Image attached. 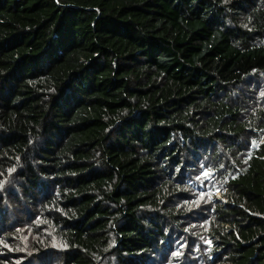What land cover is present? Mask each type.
<instances>
[{"label": "trees", "instance_id": "obj_1", "mask_svg": "<svg viewBox=\"0 0 264 264\" xmlns=\"http://www.w3.org/2000/svg\"><path fill=\"white\" fill-rule=\"evenodd\" d=\"M263 75L264 0H0V264H152L189 219L198 263L264 264Z\"/></svg>", "mask_w": 264, "mask_h": 264}, {"label": "rangeland", "instance_id": "obj_2", "mask_svg": "<svg viewBox=\"0 0 264 264\" xmlns=\"http://www.w3.org/2000/svg\"><path fill=\"white\" fill-rule=\"evenodd\" d=\"M231 94V98L233 101L237 103H243L244 107L249 108L250 110H253L254 107H264V75L262 77L256 76L254 81L247 80L245 83L240 84L239 86H236ZM243 100H246L244 102ZM264 139V134L261 137ZM250 146V143L248 147ZM226 150H222L219 152V155L217 156V164L214 162L211 163L212 166L217 165L220 168H212L214 171L209 173V175L206 178H202V184L204 181L209 182V195L210 197H223L221 188L225 185V182L223 179L218 177V173H220V170L226 169V171L236 173L238 171L237 167H235V159L230 156L229 152H225ZM216 158V159H217ZM229 159H232L231 162H229ZM232 169V170H231ZM219 170V171H218ZM204 191H206L204 186H201ZM203 194L205 197H208V193L204 192ZM198 195V194H197ZM203 195H199L200 201H198L201 205H206L207 199H205ZM21 212V210H20ZM198 219V217L193 218ZM187 220V219H186ZM192 219L188 220L184 225L180 226V230H175L174 228L170 230V227L168 228V232L171 235V238L168 239V245L167 247L160 253L158 258H156V262H153L152 264H206V260L202 258H199L198 263V255L202 254L204 255V252L208 250L206 246H203L205 243H208L206 238L200 236L199 230H191L190 228L187 229L185 227H195V226H189V225H195V222H192ZM26 225L29 227L26 223ZM42 223L39 225L41 226ZM177 227V226H175ZM184 227V232L181 231V228ZM179 228V227H177ZM25 230L28 228H24ZM33 229H36L34 227H31L29 229V232L25 234V237L23 238V245L24 249H31V247H35V245L32 244V241L34 237L36 236L33 232ZM38 231H44L46 233V239L47 240H53L54 242L51 243V246L58 245L57 239L55 235L46 229H38ZM20 239V238H19ZM17 241V240H14ZM13 241V242H14ZM5 245V243H4ZM172 245L173 250L170 251V246ZM44 249H47L44 248ZM189 254V257L185 258ZM189 258V259H188ZM17 264H57L54 258L52 256L47 257H41L40 259H35L34 257H28V258H21ZM211 259V258H210ZM213 260V258H212ZM209 260V261H212ZM18 261V260H17Z\"/></svg>", "mask_w": 264, "mask_h": 264}, {"label": "snow or ice", "instance_id": "obj_3", "mask_svg": "<svg viewBox=\"0 0 264 264\" xmlns=\"http://www.w3.org/2000/svg\"><path fill=\"white\" fill-rule=\"evenodd\" d=\"M205 175H207V173Z\"/></svg>", "mask_w": 264, "mask_h": 264}]
</instances>
